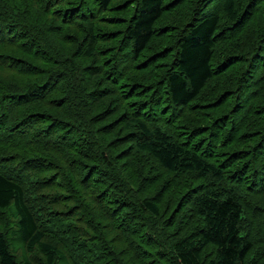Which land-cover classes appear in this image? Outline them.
<instances>
[{
    "label": "trees",
    "instance_id": "obj_1",
    "mask_svg": "<svg viewBox=\"0 0 264 264\" xmlns=\"http://www.w3.org/2000/svg\"><path fill=\"white\" fill-rule=\"evenodd\" d=\"M0 264H264V0H0Z\"/></svg>",
    "mask_w": 264,
    "mask_h": 264
}]
</instances>
